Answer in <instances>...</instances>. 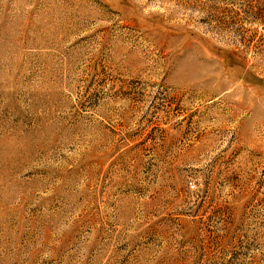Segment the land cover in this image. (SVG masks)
Here are the masks:
<instances>
[{
	"label": "rangeland",
	"instance_id": "rangeland-1",
	"mask_svg": "<svg viewBox=\"0 0 264 264\" xmlns=\"http://www.w3.org/2000/svg\"><path fill=\"white\" fill-rule=\"evenodd\" d=\"M0 264H264V0H0Z\"/></svg>",
	"mask_w": 264,
	"mask_h": 264
}]
</instances>
